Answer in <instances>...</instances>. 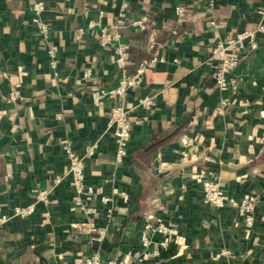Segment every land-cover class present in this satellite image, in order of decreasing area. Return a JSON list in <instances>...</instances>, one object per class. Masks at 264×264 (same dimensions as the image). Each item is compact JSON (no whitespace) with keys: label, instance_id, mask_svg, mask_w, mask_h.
<instances>
[{"label":"crops","instance_id":"obj_1","mask_svg":"<svg viewBox=\"0 0 264 264\" xmlns=\"http://www.w3.org/2000/svg\"><path fill=\"white\" fill-rule=\"evenodd\" d=\"M38 1L48 38L32 20ZM124 4L129 23L147 17L145 29H123L129 73L157 61L125 96L95 104L94 90L120 78L100 31ZM262 7L264 0H0V218L8 216L0 264H81L95 252L125 264H264V199L251 226L236 204L264 190V34L230 73L235 90L216 88L211 60L218 40L257 27ZM145 96L155 98L151 109L138 105ZM116 103L132 121L122 164L109 128ZM66 143L79 156L97 143L84 162L90 194L76 192ZM214 177L230 197L221 208L203 198ZM31 205L32 213H15ZM150 214L171 226L168 246L159 234L142 245ZM88 222L101 241L80 228Z\"/></svg>","mask_w":264,"mask_h":264},{"label":"built area","instance_id":"obj_2","mask_svg":"<svg viewBox=\"0 0 264 264\" xmlns=\"http://www.w3.org/2000/svg\"><path fill=\"white\" fill-rule=\"evenodd\" d=\"M44 9L45 7L43 2L38 1L34 3L32 6V20L37 25L42 36L44 38H48L50 28L48 23L44 21L42 17ZM126 11L127 5L124 4V7L119 12L115 22L108 26H102L101 28L100 42L102 44H111L113 46L115 63L119 70L120 78L117 86L115 87H98L94 90L93 99L95 104H99L100 101L106 97L116 98L125 96L131 88L137 87L142 83L146 69L157 61L156 57L150 60H144L138 65L135 73H129L128 67L131 64V52L130 45L122 40L123 29L129 24L145 29L147 17L144 16L139 19H134L129 23ZM258 12L261 16V20L256 28L245 29L238 32L234 36L218 40L212 49V76L214 78L216 88L220 92L236 89V82L230 77V73L239 65L244 52L248 48L255 50L259 46L260 36L264 34V7L260 8ZM176 13L180 17L184 16V7L177 6ZM48 54L50 55L52 65L56 66L57 59L54 49H49ZM1 75L2 74L0 73V76ZM18 97H20L19 85L15 86L9 94V98L12 100ZM228 103V98L223 97L218 108L221 110L227 106ZM138 105L151 109L155 105V98L154 96H145L140 98ZM109 128L111 129V133L117 146L116 161L118 164H122L128 156V147L132 137L130 109H127L121 103L114 104L110 112ZM96 147L97 143L92 144L87 148L85 156H79L67 143L65 144V150L70 162L69 173L73 177L72 183L78 194H90L93 192L92 187L85 184L84 162L86 157L94 155ZM203 198L206 203L219 208L225 206V204L230 200L229 195L219 189L218 180L215 177L211 180L204 181ZM262 199H264V190L259 193H250L236 203L240 212L244 216V222L247 226H251L254 223L256 206ZM33 211L34 206L31 205L26 208H17L15 213L17 215H27ZM7 220L8 216L3 215L0 218V227ZM80 228L89 232H95L96 235L93 236V240L101 241L103 239V233L94 222L80 224ZM156 234L164 237L161 245L168 246L167 238L171 234V226L162 221L160 218H155L153 214H150L147 222L140 232L142 245L144 247H148L152 242L151 238ZM81 264H125V261L120 257L104 260L100 252H95L94 254L87 256Z\"/></svg>","mask_w":264,"mask_h":264}]
</instances>
